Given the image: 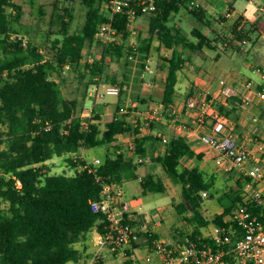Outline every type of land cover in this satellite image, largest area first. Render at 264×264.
<instances>
[{"label":"trees","instance_id":"obj_1","mask_svg":"<svg viewBox=\"0 0 264 264\" xmlns=\"http://www.w3.org/2000/svg\"><path fill=\"white\" fill-rule=\"evenodd\" d=\"M59 1L52 3L54 14L50 24L57 27L48 33L53 38L49 42L46 38L37 42L26 39L27 30L21 31L16 26L22 17L20 5L13 0H0V264H66L81 260L84 254L76 244L86 240L93 227L101 230L104 224V215L90 205L91 200L100 199L104 182L122 185L138 179L143 195L165 190V183L157 173L147 171L139 177L136 155L149 156L180 187L181 200L175 209L191 226V231L182 239L200 237L208 241L205 236L208 226L211 223L227 225L225 217L242 204L240 173L236 171L232 177V171L228 170L222 180L225 184L218 192L220 175L217 172H206L197 165L188 167L181 162L184 156L199 159L203 155L190 147L185 136H172L164 150L154 155L149 146L161 137L143 133L140 122L132 123L126 119V113H119L118 103L114 115L103 126L99 113L93 109L89 116L81 112L92 85L110 81L121 87L120 96L125 93L123 85L126 86L128 77L117 81L115 75L108 74V56L126 53L137 57L143 68L144 59L157 41V49L169 51L158 55V67L165 70L161 114L171 119L178 71L192 53L203 48L218 53L224 48L242 51L239 43L251 39L252 29L247 19L236 12L232 0L217 17L200 3L190 7L195 0H150L155 8L148 12L145 35H137L136 42L130 43L129 17L126 13H117L111 22L122 42L105 43L97 31L99 24L109 21L103 6L109 0H81L86 8L85 18L71 32L72 8L59 6ZM128 1L135 6L140 0ZM181 10L190 15L191 21L201 23L200 27L191 28L190 36L181 26L170 23ZM142 14L138 9L136 17ZM212 19L220 25L219 30L212 27ZM205 27L214 32L212 37L204 31ZM94 42L102 43V51L89 63L83 59V51L87 44ZM68 68L77 71L78 83L82 85L80 94L73 97H66L61 86L63 72ZM258 88H264V84L259 83ZM134 98L146 102L138 94ZM236 99L229 96L227 102L231 106L217 103L215 106L223 116L237 121ZM259 115H263V109ZM155 127L152 122L149 129ZM126 132L138 134L131 154L113 144ZM99 145H113L114 149L104 155L100 164L86 165L88 160L77 152ZM54 156L62 157L74 172L50 173L45 162ZM203 191L220 208L211 220L201 210ZM260 210L254 208L255 212ZM144 233L149 239L158 237L153 231Z\"/></svg>","mask_w":264,"mask_h":264},{"label":"rangeland","instance_id":"obj_2","mask_svg":"<svg viewBox=\"0 0 264 264\" xmlns=\"http://www.w3.org/2000/svg\"><path fill=\"white\" fill-rule=\"evenodd\" d=\"M15 3L19 4L22 11V17L20 23L16 26L27 30L24 34L26 39L35 40L37 42L44 41L53 38V35L48 33V30L54 31L56 25L50 24L51 18H53V0H13ZM196 2L203 4L207 7L210 13H213L215 17L218 16L219 12L224 11L226 0H195ZM233 5L237 11L242 12L247 19V25L252 29L250 32L251 39H246L245 42L240 44L242 46V51H238L231 48H224L219 60V63L227 64L225 68V74L236 80L242 77L253 78L255 84H257L256 78L258 74L254 71L256 68L260 67L261 71L264 72V0H253L249 3L247 0H232ZM70 6L72 8V21L70 24V32L82 25L85 18V6L81 0H60L59 6ZM217 5V6H216ZM215 8V9H214ZM41 9V11H40ZM190 15L184 10L177 13L170 21V23H175L181 26L182 29L190 36V30L193 26L200 27L201 23L191 21ZM148 26V13H144L137 16L132 23V33L128 41L130 43L136 42L137 35H145ZM212 27L219 30L220 25L216 23V19H212ZM204 31L212 37L214 32L207 27ZM102 39V37H100ZM192 38V37H191ZM50 40H48L49 42ZM103 42V39H102ZM118 42H122L120 39ZM152 46L150 59H151V69L152 71H147L145 68L140 67V61L137 57L126 55L124 53L121 56H108L106 62V71L109 75H115L117 81L124 80V77H128L127 84L123 85V91L125 93L122 96L117 97L115 95L106 94L103 98H91L87 97L83 105L81 114L84 116V112H91L93 109L100 115V123L103 126L104 123L112 118L114 115V110L116 104L123 105L131 100L135 105H129L126 115V119L132 123H137L142 120V113L148 109H157L161 114L162 106L160 104V91L163 85V78L165 71L158 67V55L162 50L157 49V45ZM102 51V43H91L87 44L84 48L83 55L86 56L88 53L93 56H99ZM208 52V53H207ZM221 54V52H220ZM227 54V55H224ZM215 51L208 48H203V51L198 52V54L193 55L192 64H188L179 73V80L177 83V95L180 98H184L187 95L189 88L192 89V94L205 95L198 86L204 82V80H209V74H214V79L219 77L223 80L224 73H214L208 71L211 66V62L215 59ZM85 59V57L83 58ZM192 65V66H191ZM252 68V69H250ZM78 74L74 68L65 69L63 72L64 81L62 82V90L66 97H73L80 94L82 85L78 83ZM228 80V79H227ZM196 83V85L194 84ZM228 82V81H227ZM105 83H111L107 81ZM201 88V87H200ZM241 93V92H240ZM138 94L143 97L146 102H139L138 98H134V95ZM240 96V94H239ZM240 98V97H239ZM241 99V98H240ZM236 102L242 104L241 100ZM240 106V105H239ZM242 108V107H241ZM240 108V110H242ZM157 126V122L153 121ZM244 128L245 132L250 135L264 136V113L259 120H254L253 115L248 114V121L246 122ZM160 131V130H159ZM133 132H126L125 136H129ZM153 135L161 137L162 141L151 142L150 148L155 153H161L164 149L163 135L158 132H152ZM124 136V137H125ZM119 139V141L113 143L114 145L120 146L122 149L129 151V145L126 138ZM113 145H99L95 147H84L81 148L77 153L88 161H92L95 157L101 159L104 158L106 153H111L113 150ZM136 157V158H135ZM134 157L136 161L138 156ZM217 158V159H216ZM212 165L208 167L212 172H217L220 175V179L217 182V191L223 188L225 182H223V177L226 175L227 171L231 170L230 175L235 177L236 170L228 169L225 170V165L220 163L217 156L212 159ZM46 166L49 167L50 173H66L72 174L74 169H72L66 162H64L62 157L54 156L45 162ZM147 166H151L152 169L158 173L162 178L166 179L165 173L161 166L156 162L151 161L149 156L143 157L142 161L137 163L138 170L143 173L145 172ZM165 191L161 193H149L143 195L140 190L139 182L136 180L125 181L122 184L124 195L129 202L130 209L136 208L138 210L135 218L136 222L140 227L148 226L150 230L156 232L158 237H161L165 242H177L184 238L191 231V226L184 222L180 216L177 214L175 209V204L181 200L180 187L173 184L172 182H164ZM204 202L202 204V213L209 220H211L219 210V206L214 198L210 197L209 193L205 196ZM187 224V225H186ZM186 237V236H185ZM109 255L107 257V264H121L120 256H115L107 252Z\"/></svg>","mask_w":264,"mask_h":264},{"label":"built area","instance_id":"obj_3","mask_svg":"<svg viewBox=\"0 0 264 264\" xmlns=\"http://www.w3.org/2000/svg\"><path fill=\"white\" fill-rule=\"evenodd\" d=\"M247 1L251 3L253 0ZM193 4L197 5L198 2H192L190 7ZM103 6L108 11L109 21L99 24L97 34L105 43L117 42L121 38L111 22L115 14L126 13L132 27L138 9L148 13L155 8L150 0H140L135 6H131L128 0H109ZM96 57L88 53L85 60L91 63ZM143 62L145 70L152 71L150 57L147 56ZM256 70L264 78V72L260 68ZM240 83L243 104L264 107V89L258 88V84L249 77H242ZM106 94L119 97L121 87L118 84L100 83L92 85L87 92V96L94 99L103 98ZM128 101L129 105H135L133 101ZM128 103L120 105L119 113H127ZM183 108L200 123L206 120L210 123L201 140L214 156L228 162L227 169H235L242 176V204L225 217L227 225L211 223L205 234L208 241H202L200 237L195 240L185 238L177 242H165L160 237L149 239L150 236L144 233L152 231L148 226L137 228L131 224L130 206L122 185L104 182L100 199L90 201L91 208L104 215L102 229L92 228L97 249L84 260L66 264H101L102 249L120 256L121 264H264V136L245 133L239 138L233 130L232 122L219 113L214 100L205 95L187 96ZM89 115L90 112H84V116ZM160 117L157 109H146L140 123L142 132H150V124ZM173 120L177 130L188 128L186 122L175 118ZM135 135L136 133H131L130 139H127L130 150L135 147L134 138L132 139ZM137 161H142V157H138ZM89 163L96 166L101 163V159L95 157L92 161H87L86 165ZM206 195L207 192L203 191V198ZM254 208L261 210L255 212ZM137 243L145 244L142 256L138 253Z\"/></svg>","mask_w":264,"mask_h":264},{"label":"crops","instance_id":"obj_4","mask_svg":"<svg viewBox=\"0 0 264 264\" xmlns=\"http://www.w3.org/2000/svg\"><path fill=\"white\" fill-rule=\"evenodd\" d=\"M228 1H230V0H226L225 7L224 8L227 7ZM236 12L237 13H240V14H243L242 12H239L237 10H236ZM154 42H156L155 45H158V42L157 41H154ZM154 42H153V45H154ZM161 50L162 51L160 53H162V54L163 53L168 54V52H169L168 50H165L162 47H161ZM201 51H203V49ZM201 51H199V52H201ZM195 54H198V52L191 54V57H190L189 61H187L185 63V65L183 66V68L187 65V63L188 64H192L193 63L192 57ZM221 55H223L222 52L220 54V52L218 53V51H215V56H214L215 59H214V61H212L210 63L211 64L210 65L211 67L208 68V71L214 72V73H224L225 72V68L227 67V64H223L222 62L219 63V60L221 58ZM224 55H227V54H224ZM149 57H150V55H149ZM183 68L180 70V72L183 70ZM250 69H252V68H250ZM163 71H165V70H163ZM254 71L258 74V78H256V80L258 82L257 84H259V83L264 84V78H262L261 73H259L256 69ZM179 73H178V80H179ZM227 74L228 73H226L225 75H223L224 76L223 80L220 77L218 79L215 78V80H214V79H212V78H214L213 77L214 74L213 75L211 74V76L209 74V80H204V82L201 83L200 86H198L199 89L202 90V93L204 92L205 96H207L209 98H212L214 100V105L217 103V104H222L224 106H231L232 104H229L227 102V98L229 96H235L237 98V100H241L239 98L240 97L239 94H240V92L242 90V85L240 83V79L236 80L234 78L229 77ZM178 80H177V83H178ZM177 83H176L175 96L173 98V101H174L173 106L174 107H173L172 111H170V114L173 117L170 119V118L164 117L161 114L160 119L158 121H156L157 122V126L154 129H152L150 132H145V133L146 134H153L152 132H158L160 135H163L162 136L164 138L163 139V142H165V143L172 136H174V135H183V136H185L186 139H187V141H188V143H189V145H190V147L196 153L201 152L203 155L199 159L196 156L195 157H187V156H184L181 159V162L185 166H188V167H193V166L197 165V166H199L201 169H203L206 172H212V169L210 170L208 167H210V165L213 164L212 163V159L215 157L214 156V153L212 151H210L207 148V146L204 144V142L201 140V136L210 127V123L207 120L205 122H201L200 123L193 115L188 114L187 112H185V109L183 108V102H184V99L187 96L184 97V98H180L177 95ZM194 84L196 85L195 82H194ZM162 92H163V85H162V88H161V91H160V95L161 96H162ZM189 92L192 93V89L191 88H189V90L187 92V95H188ZM241 102H242V100H241ZM235 103H236V106L238 108V119H237V121H235V120H233V119H231L229 117H226V118L229 121L232 122L233 130H234L235 134H237L239 138H242L245 133H248V132H245L244 128H242V127L245 126L246 122L248 121V114L253 115V119L254 120H259L260 117L262 116V115L260 116L259 114H260V112H261L262 109H263V113H264V107H263V105L246 106V105L243 104V102H242V104L237 103L236 100H235ZM240 108L242 110H240ZM174 118L177 121H184V122H186L188 128L186 130H177L175 128V126L173 125V121H174L173 119ZM236 124H238L240 126L238 129L236 128ZM259 135H261V134H259ZM124 136H125V133H123L120 136L119 139L120 140L123 139ZM137 136H138V134H136L135 136H132V139L134 138V141H135V138ZM124 138H126V141H127V139H129V136H125ZM161 141H162V139H161ZM165 143H164V147H165ZM131 153H132V150H129V154H131ZM156 154H158V153H155V155ZM219 160H220V163H221V161H222V163L224 162L223 164L225 165V170H228L227 169L228 168L227 165H229L228 162L225 161V160H221V159H219ZM147 171L156 173L152 169L151 166H147L145 172H147ZM145 172L141 173L138 170V168H137V173H138L139 177L142 174H144ZM162 180H163V182H171L168 177H166V179L162 178ZM136 182H139V180L137 179ZM161 192H163V191H161ZM161 192H157V193H161ZM219 211H220V208H219L218 212ZM137 212H138V210H136V208H131L130 209V216H131L132 220L134 221V225L137 228H141L140 227V223L138 224L136 222L135 216H136ZM137 245L139 247L138 253H139L140 256H142L145 253V249H146L145 248V244L144 243H139V244L137 243ZM76 247L83 251L84 257L81 260H84L86 257L90 256L97 249V246L95 245V232H94V229H91L88 232V234H87V239L84 240V241H81V242L77 243L76 244ZM101 252L103 253V261L101 262V264H107V257L109 255L107 254V251L104 250V249H102Z\"/></svg>","mask_w":264,"mask_h":264}]
</instances>
